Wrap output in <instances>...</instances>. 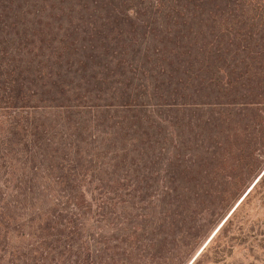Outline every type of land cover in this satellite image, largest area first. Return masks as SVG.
Segmentation results:
<instances>
[{"label": "trees", "instance_id": "16d2710c", "mask_svg": "<svg viewBox=\"0 0 264 264\" xmlns=\"http://www.w3.org/2000/svg\"><path fill=\"white\" fill-rule=\"evenodd\" d=\"M262 121L264 0H0V264H238Z\"/></svg>", "mask_w": 264, "mask_h": 264}, {"label": "rangeland", "instance_id": "374dc122", "mask_svg": "<svg viewBox=\"0 0 264 264\" xmlns=\"http://www.w3.org/2000/svg\"><path fill=\"white\" fill-rule=\"evenodd\" d=\"M256 190L259 191L253 190L239 207L238 239L233 255L238 264H264V194L262 189Z\"/></svg>", "mask_w": 264, "mask_h": 264}]
</instances>
